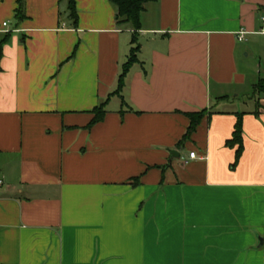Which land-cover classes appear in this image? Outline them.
Segmentation results:
<instances>
[{
	"label": "crops",
	"instance_id": "crops-1",
	"mask_svg": "<svg viewBox=\"0 0 264 264\" xmlns=\"http://www.w3.org/2000/svg\"><path fill=\"white\" fill-rule=\"evenodd\" d=\"M17 1L0 0V264H264V93L240 98L239 56L264 0H146L120 92L132 30L109 0H76L77 28L59 0L21 21Z\"/></svg>",
	"mask_w": 264,
	"mask_h": 264
},
{
	"label": "trees",
	"instance_id": "trees-1",
	"mask_svg": "<svg viewBox=\"0 0 264 264\" xmlns=\"http://www.w3.org/2000/svg\"><path fill=\"white\" fill-rule=\"evenodd\" d=\"M114 9L116 10L117 20L116 25L120 29H131L132 30V47L130 50V55L127 62L124 63L122 72L119 76L118 82V92L124 85V80L126 75L131 70L132 66L138 61V52L140 51V43L138 42V33L141 30V13L143 11V5L146 0H109ZM18 7L16 9V17L18 21H21L25 14V0H18ZM64 5V6H63ZM60 6V16H62L67 22L70 28H77L79 25V15L76 0H59ZM63 6V10H62ZM7 40L5 38L0 42V59L2 56V46ZM264 93V78L260 79L253 89V96L259 98L261 94ZM105 104L96 106L93 109L94 118L92 119L90 125H93L101 121L105 115ZM206 110H202L194 113H187L190 119V125L184 135V140L187 139L197 128L201 119L204 117ZM242 115L239 116L238 121L235 126V131L231 139L227 140L226 144L230 147H237L236 157L233 166H235L244 150L243 144V120Z\"/></svg>",
	"mask_w": 264,
	"mask_h": 264
},
{
	"label": "rangeland",
	"instance_id": "rangeland-1",
	"mask_svg": "<svg viewBox=\"0 0 264 264\" xmlns=\"http://www.w3.org/2000/svg\"><path fill=\"white\" fill-rule=\"evenodd\" d=\"M245 43V48L239 51V56L247 67L251 84L245 88L246 95L242 96L241 94L240 98H247L251 95L253 84L264 78V34L255 33L249 36Z\"/></svg>",
	"mask_w": 264,
	"mask_h": 264
},
{
	"label": "built area",
	"instance_id": "built-area-1",
	"mask_svg": "<svg viewBox=\"0 0 264 264\" xmlns=\"http://www.w3.org/2000/svg\"><path fill=\"white\" fill-rule=\"evenodd\" d=\"M263 20H264V18H263ZM7 24H8V23L5 22L3 25H4V26H7ZM261 32L264 33V27L261 29ZM239 38H240V39H243V38H244V31H242V32L240 33ZM189 156H190V158H195V157H196V153H195V152H190ZM0 184H1V181H0Z\"/></svg>",
	"mask_w": 264,
	"mask_h": 264
},
{
	"label": "water",
	"instance_id": "water-1",
	"mask_svg": "<svg viewBox=\"0 0 264 264\" xmlns=\"http://www.w3.org/2000/svg\"><path fill=\"white\" fill-rule=\"evenodd\" d=\"M174 153H176V152H172V154H174ZM259 246H264V236H261L260 238H259Z\"/></svg>",
	"mask_w": 264,
	"mask_h": 264
}]
</instances>
